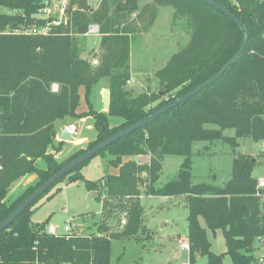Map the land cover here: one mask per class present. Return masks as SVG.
<instances>
[{
	"label": "trees",
	"instance_id": "1",
	"mask_svg": "<svg viewBox=\"0 0 264 264\" xmlns=\"http://www.w3.org/2000/svg\"><path fill=\"white\" fill-rule=\"evenodd\" d=\"M42 1L0 0V222L86 151L79 149L62 162L48 152L56 137V121L91 116L97 133L87 148L91 149L216 75L239 52L244 39L239 25L217 6L202 0H154L157 6H172L176 16L186 19L191 39L156 72L160 89L149 87L132 95L126 89L132 42L154 24L156 9L145 22L143 0H101L97 8L89 0H72V22L56 33H12L14 28L35 22L33 15ZM216 1L247 28L249 39L239 58L198 94L101 150L98 154L111 155L109 163L118 167L117 173L86 179L81 169L89 159L60 178L0 232V264H112V239L137 237L142 230L139 185L145 175L148 195L185 196L189 264H199L203 256L205 264H226V256L229 264L257 262L255 242L264 238V209L257 196L256 163L235 149L240 138L264 140V0ZM91 24L100 26L102 51L96 54L97 65L94 58L83 56L82 36ZM102 78L109 79L108 111H98L90 102L92 89ZM53 84L58 85L57 91ZM82 89L90 107L87 112H78ZM110 116L123 121L111 125ZM195 141H222L232 146V176L225 184L192 180ZM166 155H182L184 160L175 178L156 187ZM135 156L141 159L136 161ZM143 156H149L148 162L142 161ZM40 158L45 167L37 165ZM31 174H37V182L7 203L11 186ZM64 180H83L101 200L106 220L95 232L73 229L56 235L48 231L49 218L32 220L38 202L51 198L52 188ZM117 214L126 220L120 230L113 229L110 220ZM208 230L223 231L225 252L211 249Z\"/></svg>",
	"mask_w": 264,
	"mask_h": 264
},
{
	"label": "rangeland",
	"instance_id": "2",
	"mask_svg": "<svg viewBox=\"0 0 264 264\" xmlns=\"http://www.w3.org/2000/svg\"><path fill=\"white\" fill-rule=\"evenodd\" d=\"M90 3L97 8L101 0H90ZM141 6L145 22H147L153 9H156V19L147 31H142L132 42L130 51L131 78L126 84V89L132 95L143 93L149 87L152 91L160 89L156 72L163 68L171 56L185 47L191 39V29L186 19L176 16L172 6H157L154 0H143ZM140 24L142 23L139 22ZM100 38L101 35L82 36L86 45L84 57L96 58V54L102 51ZM105 89H109L108 78H102L94 85L91 92L90 102L93 108L98 111H108L104 107ZM81 94L79 112H87L90 107L84 89L81 90ZM86 108L88 109L85 110ZM86 117L90 118L86 119ZM80 120H82V128L80 127L81 131L78 138L88 137L82 145L73 147L74 141L70 143L58 140V132L66 122L75 121L77 124ZM58 121H56L58 124L54 144L49 146L48 152L62 162L70 158L79 149L88 150L89 144L97 134L91 116L82 118L67 116ZM122 121L120 117L110 116L111 125H118ZM229 135H234V131H230ZM238 141L239 146L235 149L236 153L250 155L256 163L254 176L256 178L264 177V148L262 144L264 140L255 142L249 138H240ZM192 150L194 153L192 180L194 182H214L221 186L231 178L235 155L230 144L222 141H195ZM148 157L143 156L142 161L148 162ZM110 158L109 153L98 154L91 158L82 166L81 171L84 178L98 180L105 174L117 173L118 167L109 163ZM183 160L184 156L182 155H166L156 187L163 186L175 178ZM36 163L39 167L46 166V162L41 158ZM144 177L139 185V200L143 206L144 217L142 230L137 237L112 239V264H183L189 262V250L181 246L182 241L188 242L189 209L185 196L168 199L163 198V196L148 195V176L145 175ZM20 182L18 180L11 186V190L5 199L7 203L13 202L28 186L37 181L27 185L23 191ZM60 186L61 189L59 190ZM50 192L53 193L51 198L44 197L38 202L32 216L34 222H41L49 218L48 227L49 225H56L59 231H62L66 224L70 223L73 227L78 224L83 226L85 233L95 232L98 226L105 222L101 200L97 198V194L91 195L92 192L83 180L72 182L64 180L53 187ZM110 220L113 229L120 230L123 228V219L120 214L113 216ZM201 224L206 226L203 219H201ZM208 237L212 244L211 249L215 253L226 251L227 247L222 230H217L215 233L208 230ZM255 246L254 255L257 257V262L254 264H264L259 262V257L264 255V238L262 241L257 240ZM206 260V256L199 258V264H205ZM224 262L229 264L230 258L226 256Z\"/></svg>",
	"mask_w": 264,
	"mask_h": 264
},
{
	"label": "water",
	"instance_id": "3",
	"mask_svg": "<svg viewBox=\"0 0 264 264\" xmlns=\"http://www.w3.org/2000/svg\"><path fill=\"white\" fill-rule=\"evenodd\" d=\"M205 1L211 5L219 7L221 10H223L226 14H228L234 21L239 25L241 30L244 32V39L242 46L238 53H236L225 65L222 67V69L214 76H212L209 80L205 81L201 85H199L194 90L190 91L188 94L183 95L179 98H176L172 102L164 105L157 111L151 113L150 115L146 116L142 120L134 123L133 125H130L129 127H126L105 140L98 143L96 146H94L91 149L86 150L84 153L70 161L68 164H66L63 168H61L59 171H57L52 177H50L46 182H44L42 185H40L27 199H25L8 217H6L2 222H0V232L7 228L24 210H26L30 205L33 204L34 201H36L45 191H47L51 186H53L60 178L71 172L75 167H77L79 164L93 158L95 155H97L101 150L106 148L108 145L116 141L122 136H125L129 134L131 131L136 130L150 122H152L154 119H156L158 116L163 114L164 112L170 110L171 108L177 106L179 103L184 102L191 98L192 96H195L198 94L201 90H203L205 87L216 81L218 78H220L224 72L229 68V66L234 63L239 56L243 53V51L246 48L249 34L247 32V28L244 26L242 20L230 9L227 7H224L222 4H220L216 0H202ZM110 91L109 89H106L104 92V107L106 110H109L110 108ZM77 131V126L75 124H71L68 127H65L63 130L60 131L58 134V138L60 140H67L72 141L75 133ZM136 161H139L141 159L140 156L134 157ZM254 160V159H253ZM74 230L76 233H81V226L80 225H74Z\"/></svg>",
	"mask_w": 264,
	"mask_h": 264
},
{
	"label": "built area",
	"instance_id": "4",
	"mask_svg": "<svg viewBox=\"0 0 264 264\" xmlns=\"http://www.w3.org/2000/svg\"><path fill=\"white\" fill-rule=\"evenodd\" d=\"M90 1V0H89ZM75 6L72 5V0H43L41 5L38 7V11L33 15V22L28 26L17 27L12 30L14 34H24V35H40L48 36L56 33L59 28L66 27L72 22V14ZM10 32V31H9ZM87 36L100 35V26L98 24H91L88 31L84 34ZM93 64L97 65L99 58L93 59ZM54 91H57L58 85L53 84ZM264 148V141H263ZM1 169V166H0ZM257 196L260 197L261 205L264 209V177L258 178L257 185ZM123 224L126 223L125 218L122 220ZM73 226L69 223L63 228V231H59L56 225H49L48 231L52 234H69L73 231ZM262 241L263 239L260 238ZM182 248H190L189 243L182 241ZM259 262L264 263V255L259 257ZM183 264H189V262H184Z\"/></svg>",
	"mask_w": 264,
	"mask_h": 264
},
{
	"label": "crops",
	"instance_id": "5",
	"mask_svg": "<svg viewBox=\"0 0 264 264\" xmlns=\"http://www.w3.org/2000/svg\"><path fill=\"white\" fill-rule=\"evenodd\" d=\"M106 90V89H105ZM88 108H86L85 110H87ZM85 110H83V111H85ZM80 111V109L78 108V112ZM87 118H90V117H86V119ZM92 118V117H91ZM59 122V121H58ZM57 122H56V126H57ZM71 124H75V121H68V122H66L65 123V125H64V127H66V126H68V125H71ZM78 124V125H77ZM77 124H75L76 126H77V131H76V133H75V136H74V138H73V140L72 141H74V145H73V147H77L78 145H82L87 139H88V137L87 138H85V137H83V138H78V136H79V134H80V129L82 128L81 126H82V120H80ZM64 127H62L59 131H61V130H63V128ZM81 127V128H80ZM58 133H60V132H58ZM58 140H60L59 138H58ZM62 141H65V142H72V141H67V140H62ZM41 161V160H40ZM37 174H31V175H27V176H25L24 178H22L21 180H19V181H21L20 183L22 184V191L24 190V188L27 186V185H30L31 183H33V182H36L37 181ZM92 193H91V195H96V192H94V191H91ZM22 193V192H21ZM174 197H176V196H172V197H168V196H164L163 198H174ZM76 225H78V224H76ZM81 226V231H83V226L82 225H80ZM62 231H63V229H62Z\"/></svg>",
	"mask_w": 264,
	"mask_h": 264
}]
</instances>
